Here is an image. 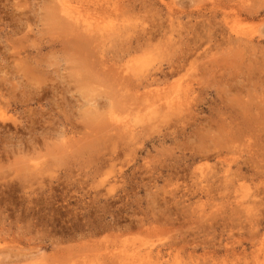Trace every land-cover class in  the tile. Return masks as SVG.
I'll return each instance as SVG.
<instances>
[{
	"label": "rangeland",
	"instance_id": "1",
	"mask_svg": "<svg viewBox=\"0 0 264 264\" xmlns=\"http://www.w3.org/2000/svg\"><path fill=\"white\" fill-rule=\"evenodd\" d=\"M0 264H264V0H0Z\"/></svg>",
	"mask_w": 264,
	"mask_h": 264
},
{
	"label": "bare ground",
	"instance_id": "2",
	"mask_svg": "<svg viewBox=\"0 0 264 264\" xmlns=\"http://www.w3.org/2000/svg\"><path fill=\"white\" fill-rule=\"evenodd\" d=\"M227 2V1H226ZM250 2V1H249ZM253 5V4H252ZM245 7V6H244ZM250 8V7H249ZM248 13V12H247ZM69 15H70V13H69ZM256 16V15H255ZM205 17V16H204ZM203 17V18H204ZM242 17V16H241ZM68 18V17H67ZM72 18V17H71ZM74 18V17H73ZM241 19V18H240ZM243 20V19H242ZM216 27V26H215ZM218 31V30H217ZM114 33V32H113ZM207 34V33H206ZM216 34V33H215ZM230 34V33H229ZM214 36V35H213ZM218 39V38H217ZM98 40V39H97ZM253 40V39H252ZM199 44V43H198ZM213 44H214V42H213ZM209 45V44H208ZM255 45V44H254ZM209 47H211V46H209ZM253 48V47H252ZM254 48H255V46H254ZM126 52H127V50H126ZM125 52V53H126ZM246 52V51H245ZM247 53V52H246ZM216 59V58H215ZM184 61V60H183ZM254 69V68H253ZM263 122V121H262Z\"/></svg>",
	"mask_w": 264,
	"mask_h": 264
}]
</instances>
